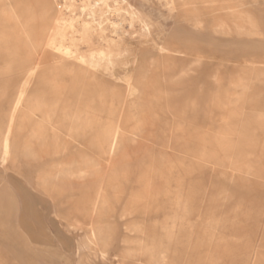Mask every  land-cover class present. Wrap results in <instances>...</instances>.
Listing matches in <instances>:
<instances>
[{
	"label": "rangeland",
	"instance_id": "obj_1",
	"mask_svg": "<svg viewBox=\"0 0 264 264\" xmlns=\"http://www.w3.org/2000/svg\"><path fill=\"white\" fill-rule=\"evenodd\" d=\"M0 264H264V0H0Z\"/></svg>",
	"mask_w": 264,
	"mask_h": 264
},
{
	"label": "bare ground",
	"instance_id": "obj_2",
	"mask_svg": "<svg viewBox=\"0 0 264 264\" xmlns=\"http://www.w3.org/2000/svg\"><path fill=\"white\" fill-rule=\"evenodd\" d=\"M13 14V13H12ZM11 15V14H10ZM11 17V16H10ZM10 19V18H9ZM13 19V18H12ZM16 19V18H15ZM59 25V24H58ZM55 32V31H54ZM27 33V32H26ZM34 38V37H33ZM37 39V38H36ZM37 41V40H36ZM27 46V45H26ZM31 47V46H30ZM30 50V49H29ZM31 50H32V48H31ZM60 76H62V75H60ZM24 95V93H23V91L22 92H20L19 93V95H18V98H16V101H15V103H13V105H14V109H13V116L11 117V121L13 122V120H14V115H15V113L16 112H18L19 111V108H20V102H21V100H22V96ZM102 101V100H101ZM100 101V102H101ZM11 108V107H10ZM75 113V112H74ZM8 115H10V114H7V116ZM113 115V114H112ZM75 117V116H74ZM9 121V120H8ZM9 123V122H8ZM8 126V125H7ZM109 126H111V125H109ZM114 127V126H113ZM112 128V127H111ZM108 130H109V128H108ZM110 131V130H109ZM4 133H6V132H4ZM8 134V133H7ZM7 137V136H6ZM34 137V136H33ZM32 137V138H33ZM119 137H120V135H119V133H117V132H115L114 134H113V136L112 137H110L111 139H110V146H109V148L111 149L110 151H113V150H115L116 149V147H117V145H118V140H119ZM31 138V139H32ZM36 139V138H35ZM37 140V139H36ZM35 140V141H36ZM33 142H34V140H32ZM31 141V142H32ZM40 141V140H39ZM43 140H41V142H42ZM119 141H121V139L119 140ZM28 142V141H27ZM37 143V142H36ZM47 144V143H46ZM39 145H40V143H39ZM2 146V145H1ZM3 146H4V148H5V150L6 151H8V150H10V148H11V145H10V143L6 140L5 141V143L3 144ZM42 146V145H41ZM45 147V146H44ZM120 147V146H119ZM32 148V147H31ZM43 148V147H42ZM35 149V148H34ZM31 150V149H30ZM35 151V150H34ZM33 151V152H34ZM36 153V152H35ZM34 153V154H35ZM6 155V154H5ZM7 158V157H6ZM72 174H73V172H72ZM96 231V230H95ZM94 234H95V232H94ZM94 236V235H93ZM95 237H96V235H95ZM95 240V239H94ZM97 240V239H96Z\"/></svg>",
	"mask_w": 264,
	"mask_h": 264
}]
</instances>
